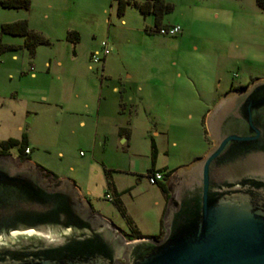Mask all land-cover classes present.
<instances>
[{"label":"rangeland","instance_id":"1","mask_svg":"<svg viewBox=\"0 0 264 264\" xmlns=\"http://www.w3.org/2000/svg\"><path fill=\"white\" fill-rule=\"evenodd\" d=\"M133 1L148 0H132L124 12L120 0L0 6V28L26 20L48 41L33 55L21 48L0 56V144L25 134L34 162L55 180L74 182L95 214L125 233L135 227L156 236L165 198L148 171L205 157L214 143L209 113L264 80V10L256 0H164L172 10L162 27L181 28L173 37L158 33L155 16ZM2 41L24 44L11 35ZM102 42L111 52L94 63ZM10 154L20 158L18 149Z\"/></svg>","mask_w":264,"mask_h":264},{"label":"water","instance_id":"2","mask_svg":"<svg viewBox=\"0 0 264 264\" xmlns=\"http://www.w3.org/2000/svg\"><path fill=\"white\" fill-rule=\"evenodd\" d=\"M207 128L208 154L171 177L161 239L127 240L71 181L0 154V264H264V80Z\"/></svg>","mask_w":264,"mask_h":264},{"label":"trees","instance_id":"3","mask_svg":"<svg viewBox=\"0 0 264 264\" xmlns=\"http://www.w3.org/2000/svg\"><path fill=\"white\" fill-rule=\"evenodd\" d=\"M131 1L132 0H120L118 10L120 12H124L127 3H130ZM133 2L141 10L142 13L153 14L155 16V30L157 32L159 31L160 28H162L161 21L163 19V16L172 10V6L166 3L164 0H148L145 3H139L137 1H133ZM256 3L261 9L264 10V0H256ZM0 6L3 8H8V9L28 10L31 6V2L30 0H0ZM3 35H11V36H18V37L24 38L23 47L27 48L32 55L35 53L36 48L38 46L48 43V41L41 34L36 33L29 28V24L26 20L16 21L14 23H4L1 25V28H0V56L4 53L17 51L23 48L20 45L4 43L2 41ZM69 36L71 39H73L74 42H78L80 39L79 35L76 32H71ZM239 89H235V90H239ZM27 148H29L28 138L24 134L22 140L10 138L6 141H3L0 144V154L7 155L8 153H10L12 149H18L20 153L19 159L26 160L28 159V155L25 154V151ZM156 158H157V149H156V145L154 141H152L153 164L156 162ZM172 173L173 171L167 172L166 177H170ZM47 174L49 175L50 173L47 172ZM159 184H160L161 190L166 200L169 201L171 197L169 189L164 184H161V182ZM115 204L119 208V211L121 212V214L124 216L125 212H124L123 207L121 206V201L117 199L115 201ZM164 234L165 232L162 231L159 236H154L151 238L161 239L164 236ZM125 236L127 240L129 241L145 238V236H143L141 232L135 227L132 228L131 233H127L125 234Z\"/></svg>","mask_w":264,"mask_h":264},{"label":"built area","instance_id":"4","mask_svg":"<svg viewBox=\"0 0 264 264\" xmlns=\"http://www.w3.org/2000/svg\"><path fill=\"white\" fill-rule=\"evenodd\" d=\"M158 33L174 37L181 33V28L180 26H166L160 28ZM110 52L111 51L107 42H102L100 45V50L96 51L92 56L93 62L100 63L101 61H104V59L110 54ZM25 154H30L29 148L26 149ZM147 179L151 185H156L160 182H163L164 175L161 172H149L147 175ZM106 199L111 202L114 201V198L110 195H106Z\"/></svg>","mask_w":264,"mask_h":264},{"label":"crops","instance_id":"5","mask_svg":"<svg viewBox=\"0 0 264 264\" xmlns=\"http://www.w3.org/2000/svg\"><path fill=\"white\" fill-rule=\"evenodd\" d=\"M168 26H171V25H168ZM24 46V44L22 45V47ZM24 48V47H23ZM117 89H115V91H116ZM205 125L207 126V118L205 119ZM19 130H21L22 131V127H19ZM207 136L210 138V135H209V132H208V130H207ZM208 138V139H209ZM10 139V138H9ZM211 139V138H210ZM208 141V140H207ZM3 142V141H2ZM210 147V146H209ZM208 147V148H209ZM213 147V146H212ZM212 147H210V148H212ZM209 148V149H210ZM157 149V148H156ZM32 152L30 151V154H28V159H26V160H28V161H30L31 163H33L35 166H38V167H40L38 164H36L35 162H34V160L32 159V157H31V154ZM2 155V154H1ZM6 156H11L12 157V155L9 153V154H7ZM202 158H204V157H202ZM202 158H199V159H197L196 161H198V160H200V159H202ZM14 159H18L19 160V157L17 158V157H15ZM23 161H25V160H21V162H23ZM41 168V167H40ZM163 170H162V172H161V169L160 168H157V167H155L154 165L152 166V168L148 171V173L149 172H161L163 175H164V180H163V182H161V184H164L167 188H168V185L170 184V180H171V177L178 171V170H180V169H182V167H179V168H176V169H169V167L168 166H163ZM183 168H185V167H183ZM108 171V170H107ZM169 171H173V173L170 175V177H166L167 175H166V173L167 172H169ZM106 172V171H105ZM74 185H75V187L79 190V192H80V194L82 195V192H81V190H80V188L74 183V182H72ZM158 186H159V188L161 189V187H160V184H158ZM162 191V190H161ZM116 193V192H115ZM163 193V192H162ZM164 195V194H163ZM170 196H171V192H170ZM82 197H83V199L85 200V201H87V202H89L88 200H87V198H85L83 195H82ZM164 198H165V196H164ZM170 199H171V197H170ZM165 200V204H164V208H163V211H162V214H161V216H160V227H159V229H160V233L158 234V235H156V236H159L160 234H161V232L163 231V232H165L166 230H165V227H164V217H165V213H166V211H167V206H168V202H167V200H166V198L164 199ZM106 219V218H105ZM108 221H110L109 219H107ZM111 222V221H110ZM112 223V222H111ZM113 224V223H112ZM117 228V227H116ZM124 236H125V234H127V233H125V232H123L122 230H120V229H118ZM139 231H140V229H139ZM141 232V234L143 235V236H145V238H151V237H154V235H148V234H145V233H143L142 231H140Z\"/></svg>","mask_w":264,"mask_h":264},{"label":"flooded vegetation","instance_id":"6","mask_svg":"<svg viewBox=\"0 0 264 264\" xmlns=\"http://www.w3.org/2000/svg\"><path fill=\"white\" fill-rule=\"evenodd\" d=\"M126 237V236H125Z\"/></svg>","mask_w":264,"mask_h":264}]
</instances>
